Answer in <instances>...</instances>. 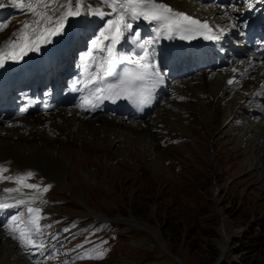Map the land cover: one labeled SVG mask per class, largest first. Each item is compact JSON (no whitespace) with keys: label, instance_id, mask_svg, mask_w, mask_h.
Here are the masks:
<instances>
[{"label":"rangeland","instance_id":"374dc122","mask_svg":"<svg viewBox=\"0 0 264 264\" xmlns=\"http://www.w3.org/2000/svg\"><path fill=\"white\" fill-rule=\"evenodd\" d=\"M88 1L92 6L105 8L99 0ZM235 1L229 0L228 5L234 6ZM2 2L8 3L10 8L0 18V24L6 25L0 30V41L20 23L32 19L31 13L13 7L11 0ZM175 2L184 9L191 3L196 4V0ZM92 16L96 24L80 39L77 53H81V48L89 47V39L99 35L105 26L104 17ZM213 76L208 80L211 86L215 85L211 89L220 91L221 78L219 76L217 83L215 79L218 76ZM190 79L172 82L181 86L176 89H181L185 97L174 96L163 100L151 116L158 119L147 120L154 126L150 132L128 134L125 131L120 133V140L110 136L111 142L106 141V134L99 136L102 138L98 142L100 149L88 144L80 148L79 143L64 146L66 137L62 136L61 129L44 133V136L50 137L61 134L60 138L64 140L59 143V148L68 164L59 172V180L37 168L20 170L6 167L4 177L32 172L34 175L26 183L39 185L41 189L48 183L53 184L41 199L31 203L41 209L43 217L39 221L42 234L36 237L48 242L43 245L50 247L51 251L62 249L51 255L49 262L213 264L222 255L225 264H238L249 252L255 264H264V169L257 167L259 164L255 156L256 153L259 156L264 154V139L254 131L257 117L251 122L245 119L243 124L250 128L245 135L237 129V122L247 113L238 112L236 107L237 117L231 121L232 124L228 122L232 128L227 126L228 123L218 127L223 124L225 110L231 107L226 106V100L237 98L235 94L228 93L220 103L222 107L217 119L213 123L208 122V94L198 89L200 76ZM186 82L189 85H185ZM97 131L92 127L85 131L88 143H96L92 137ZM233 136L235 140L229 143V138ZM131 137L133 143L129 142ZM240 143L242 146L247 144L246 148L243 146L244 151H238ZM261 161H264V156ZM213 174L218 188L211 180ZM0 187L4 191L6 188H19L20 192L12 195L16 199H28L36 191L7 179L2 180ZM28 206L15 207V216L21 218L16 226L18 222L27 220ZM217 210L229 235L223 253L219 230L223 223ZM96 214L115 219L107 225H93L96 227L94 230H86L85 223ZM169 217H174V226L170 227ZM130 219L144 224L146 228L132 224ZM71 221L74 223L69 225ZM152 230L157 233L153 234ZM245 246L248 250H240ZM0 249V264H4L8 260L4 259L5 250ZM79 249L83 250L82 254H77ZM93 249L104 251L103 258L85 259V255L93 253Z\"/></svg>","mask_w":264,"mask_h":264},{"label":"bare ground","instance_id":"6f19581e","mask_svg":"<svg viewBox=\"0 0 264 264\" xmlns=\"http://www.w3.org/2000/svg\"><path fill=\"white\" fill-rule=\"evenodd\" d=\"M161 1L169 3L172 6L173 5L177 6L175 0H157V2L159 3ZM0 3H4V2L0 0ZM84 3L91 5V2H89L88 0H84ZM4 4L5 6L3 8H7L5 10L7 11L8 8H10L9 4L8 3H4ZM203 6L197 3L196 4L191 3V5H189V7H187L186 9H190L193 11L203 13L205 17H210L211 21L212 20L215 21L214 24H216L217 28L221 30L224 36V39H223L224 43H225L226 36L231 37L233 39V43H228L226 41L227 42V44H225L226 50L230 48H236V49H242L244 53L248 52V46L247 44H244L242 40L241 29L236 23L239 16H243V13L246 11V9L243 8L242 10H238L236 13H234L232 11L227 10V8H225L223 5H219L218 3L207 4L206 8ZM197 7L199 9H197ZM3 8H0V10ZM103 10L105 12L111 11V9L107 7H105ZM5 11H0V15L3 14ZM112 18L114 17L106 15L104 17V23H106L108 19H112ZM24 22L25 21L20 23L19 26L15 28V30L13 29V31H11L10 33H8L7 36L1 39L0 47H3L5 43L13 37V33L18 32L19 29L22 28V25ZM130 22L132 24L135 23L140 26L141 31L138 33L139 38L137 39L133 35L131 36V38H125L122 46L118 47V49L115 51L116 57L119 60H121L120 59L121 57H128L130 59H133V55L139 54L142 50L139 47L140 44H144L145 47L150 46V48L153 50L152 51L153 55L156 56L157 49L155 45V40L152 38H154V36L157 33L156 32L157 23L155 22L149 23L148 21H145L143 19H139L136 21H130ZM82 24H83L82 28L79 31H75V30H78ZM90 25H95V19H93V16L91 13L85 10L83 11L81 16L70 18L66 24L64 33L62 35H58L52 38L51 41L56 43L62 39H67L68 37L82 33L85 30H88L90 28ZM0 27H3V26L0 24ZM144 31L148 35H150V39L143 38L142 34ZM130 32L131 31H126L125 36L127 37V35ZM70 33H71V36H70ZM134 40L136 41L135 43L133 42ZM239 45H241L242 47L241 48L238 47ZM89 53H91L92 55L89 56L88 55ZM248 53L250 54V52ZM249 54H248V57L242 61L243 63L235 62V65L234 63H232L231 67L227 69H222V67L216 69V67H212L211 65L210 67L200 68L198 69L197 74L195 76H192L191 79L196 78L197 75L200 76L199 82L201 83V85H200V88L198 89L208 94L209 101L208 100L207 101L209 102V105H208L209 115L208 117H206V120L212 123L213 121L217 119L218 113L221 111L222 106L220 105V103L222 100H225L224 96H226V94L228 93L231 94L233 92V89L235 90L239 88L241 90V93L240 95L235 94V96L237 97L234 100L235 102L233 101V98L230 100H226V106L231 105V107H227V109L225 110L227 112H226L225 118L221 122V124L222 123L223 124L219 125L218 127L225 126V124L228 123L229 121H230L229 123L232 124L231 121L237 117L235 115L237 113V111H235L236 107L238 108V112L242 111V109L244 108L247 112V117L246 116L240 117L242 119V122L237 126V129L241 130L246 135L249 132L250 128L247 127V125H244L243 122L245 121L246 118L247 120L250 119V122H251L254 117L258 116L259 120L254 121L256 123L253 124L255 127L254 131L258 133L259 138L264 139V121H263L264 120V103H259L257 101L260 98H264V87H260L256 93H252V89L257 86L258 81L264 82V78H263L264 62L259 57H253L252 60L249 61L250 60V59L248 60ZM106 56H107L106 52H100L94 49L87 50L86 52L83 53V55L79 58V60H77L76 63L72 66V70L74 71L75 74L83 73L84 75L89 77V72L91 70L95 71L96 66ZM26 62H27V58L24 56L22 60L16 62L17 64L13 71H18L19 69L23 68ZM218 63L220 62L217 61V64ZM214 70H216L215 73H213ZM22 75L24 77H29V78L33 77L30 73H26V71ZM213 75L218 76L217 79H215L216 82L218 81L219 76L221 78L220 79L221 80L220 91L211 89L215 85L211 86L208 80ZM8 77L9 76L7 75V73L3 70L2 67H0L1 82L4 84H7L9 80ZM232 77H234V81L236 82L233 84H229L228 81L233 80ZM185 85H189V84L186 82ZM217 86H219V84ZM177 87L179 88L181 86H179V84L177 86L175 85L171 86L170 96L171 95L178 96V97L185 96L183 95L182 91H181L182 93L180 92L181 89L177 91L176 89ZM174 89H176L175 92H174ZM177 101L179 102L180 100H177ZM246 101L256 102V104L254 106L248 107L247 105L244 104ZM168 103H170V101ZM156 118L158 119V117L156 116V117H151L148 120L156 119ZM261 121H263L262 124L259 123ZM15 122L18 123L19 125L17 126L11 125L12 127H9L0 121V165L2 167L11 166V167H15L20 170H25L27 168L28 169L37 168L42 171H45L49 176L57 180H59L58 178H60L61 176L59 172L61 173V170L68 164L67 161L65 160L64 155H62L61 153V149L59 148V143L63 142L64 140L60 138L61 134H58L55 137L53 136L50 137V136H44V133H49V132L52 133L53 131L61 129L62 131L61 130L60 131L63 133L62 136L66 137V141H64V144H63L64 146L65 145L73 146L79 143L80 148H83V146L88 144L89 146H92V147L95 145L94 147L96 149L98 148L100 149L101 146L99 145L98 142L100 141V139H102L101 137L105 136V134H106L105 137L108 139L106 141L111 142V140L109 139L110 136H113L114 139L116 140H120L122 137L120 133L122 132L126 131L128 132V134L129 132L135 133V134L142 133V132L147 133L152 127H154L148 121H141V122L128 121L124 116H117L111 113L100 114V116H96L94 118L92 117L88 118L85 114H83L81 111H79L76 108L74 109L65 108L62 110H58L55 113L34 116L28 119L25 117H20L16 119ZM11 123H14V122H11ZM229 123L227 124V126L231 129L232 127L229 125ZM89 127L98 129L95 136L92 137L93 140L94 139L96 140V143L92 141L88 143L87 139L85 138V131ZM25 131H27V133ZM211 132L209 133L212 134ZM257 139L258 138H256V140ZM234 140L235 138L233 136L229 138L228 141L229 143L230 142L232 143ZM129 142L131 143L134 142L132 137L130 138ZM209 145L211 148L212 142H210ZM243 146L246 148L247 144L244 143ZM243 146L241 143L240 145H237L238 151L239 150L244 151L245 148ZM255 156L257 157L256 162L257 164H259V165L256 164L257 167L264 169V161H261L264 154L262 156H259L256 153ZM211 180L214 183V186L218 188L219 185L215 181V174L212 175ZM0 199L5 200L6 197L0 196ZM5 201H7V203L12 202L10 199H7ZM217 213L219 215V219L221 223H223V225L222 224L220 225L222 228L219 229L221 233L222 250H223L224 248H226L229 235L227 234L225 227H223L224 220L219 210H217ZM96 217L101 218V215H97ZM129 221H131L132 224L136 226L146 228L144 224L137 222L135 219H130ZM3 230H5V228H0V243H1L0 248L2 247L3 251L5 250L6 255L4 254L5 255L4 259L8 260V262H5L4 264H13L12 262H10L11 261L10 259H12V261L15 264H31L30 262L27 261V259L25 258V255L20 252V249L16 247L17 246L16 242L10 239L5 233L3 234ZM152 233L156 234L157 231L152 230ZM16 241L19 243L18 239H16ZM32 253L33 252H30V254ZM8 255L10 256L9 257L10 259L7 258Z\"/></svg>","mask_w":264,"mask_h":264},{"label":"snow or ice","instance_id":"6c2138e0","mask_svg":"<svg viewBox=\"0 0 264 264\" xmlns=\"http://www.w3.org/2000/svg\"><path fill=\"white\" fill-rule=\"evenodd\" d=\"M99 2L100 5L111 9V11L105 12L103 7L85 4L84 0H11L13 7L31 13L32 19L26 20L22 28L13 33V37L3 47H0V67H4L9 60L14 62L22 60L28 52L39 50L41 44L51 43L52 38L64 33L70 18L81 16L85 10L101 18L106 15L113 16L114 18L108 19L99 35L91 41L94 50L106 52L107 56L101 60L96 66V70L90 74L86 81L85 87L90 85L95 87L91 94L84 99L81 107L89 105L92 109H95L102 100L120 98L133 100L143 105L150 101L152 88L163 82L162 74L150 62L151 55L144 44L139 45L143 50L142 55L137 54L135 59L120 58L122 61L133 64L134 69L125 70L115 83H104L107 77L116 74L115 46L122 39H125L126 31H131L134 37L139 38V34L135 32L130 21L143 19L149 23L155 22L168 35V38L179 35L181 39H192L200 34L203 35L204 39H219V35L214 32L207 22H201L185 13L174 11L170 6L159 3L157 0H99ZM4 6V3H0V8ZM3 27H6V25ZM0 30H2V27H0ZM88 55L91 56L92 54L89 53ZM235 82L234 80L228 81L229 84ZM6 171V168L0 166V181L12 180L24 188L35 189L36 191L28 199H15L14 205L0 202V208L30 205L41 199L43 194L51 187L49 185L41 189L39 185L26 183V180L34 175L32 172L17 177H4L2 173ZM5 192H20V189L6 188ZM27 213L28 218L22 221L23 226L17 225L9 231L13 234L18 233V235H14V238L19 240L21 246L43 248V243L37 244L34 239V237L42 234L39 224V221L43 218L40 215L41 209L28 206ZM12 219L14 225L18 220H21L18 216H14ZM93 253L88 254L89 258L102 259L105 255L104 251L97 249H93Z\"/></svg>","mask_w":264,"mask_h":264},{"label":"trees","instance_id":"16d2710c","mask_svg":"<svg viewBox=\"0 0 264 264\" xmlns=\"http://www.w3.org/2000/svg\"><path fill=\"white\" fill-rule=\"evenodd\" d=\"M170 218V217H169ZM167 218V220L169 221L170 220V222H169V224H170V227L171 226H174L175 225V219H174V217L173 218ZM102 224H109V223H102ZM164 236H165V238H166V233L164 234ZM247 247L248 246H245L244 248H240V250H244V251H246V250H248L247 249ZM250 251V250H249ZM251 252H252V250H251ZM250 252V253H251ZM248 254V256H246L245 258H243V259H240V262L238 263V264H255L253 261H254V258H253V256L251 255V254H249V252H247ZM219 264H225V261L223 260L222 262H220Z\"/></svg>","mask_w":264,"mask_h":264},{"label":"water","instance_id":"95a60500","mask_svg":"<svg viewBox=\"0 0 264 264\" xmlns=\"http://www.w3.org/2000/svg\"><path fill=\"white\" fill-rule=\"evenodd\" d=\"M223 251L224 250H222V253H223ZM223 261V256L221 255L220 257H219V259L216 261V262H214L213 264H219L220 262H222Z\"/></svg>","mask_w":264,"mask_h":264}]
</instances>
